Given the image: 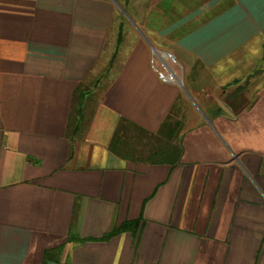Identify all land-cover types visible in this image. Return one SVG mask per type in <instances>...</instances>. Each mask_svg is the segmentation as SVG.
Wrapping results in <instances>:
<instances>
[{"label": "crops", "instance_id": "crops-1", "mask_svg": "<svg viewBox=\"0 0 264 264\" xmlns=\"http://www.w3.org/2000/svg\"><path fill=\"white\" fill-rule=\"evenodd\" d=\"M0 264H264V0H0Z\"/></svg>", "mask_w": 264, "mask_h": 264}, {"label": "built area", "instance_id": "built-area-1", "mask_svg": "<svg viewBox=\"0 0 264 264\" xmlns=\"http://www.w3.org/2000/svg\"><path fill=\"white\" fill-rule=\"evenodd\" d=\"M150 60L152 69L162 82L184 88V67L171 52L151 47Z\"/></svg>", "mask_w": 264, "mask_h": 264}, {"label": "trees", "instance_id": "trees-1", "mask_svg": "<svg viewBox=\"0 0 264 264\" xmlns=\"http://www.w3.org/2000/svg\"><path fill=\"white\" fill-rule=\"evenodd\" d=\"M130 130H138L136 128H134V126H131L129 124H123L120 128L118 127V129L116 130L113 140H112V150H116L115 149V145L118 144L119 142H121L122 140H126V130L127 129ZM180 128V125L178 122H172L171 120V116L168 117V119L166 120V122L164 123V126L162 127V131L160 132L159 136H148V138H156L159 141L165 137H167L168 140H172V136L175 135V133H177L178 129ZM114 148V149H113ZM157 152V151H156ZM155 152V153H156ZM156 155L158 156V154L156 153ZM116 231H118V229H116Z\"/></svg>", "mask_w": 264, "mask_h": 264}, {"label": "rangeland", "instance_id": "rangeland-1", "mask_svg": "<svg viewBox=\"0 0 264 264\" xmlns=\"http://www.w3.org/2000/svg\"><path fill=\"white\" fill-rule=\"evenodd\" d=\"M118 6H119V3H118ZM120 8H118V10H119ZM118 13H120V17H122V15L123 14H121L122 13V10H120V12H118ZM99 79H101V78H99ZM103 79V78H102ZM103 81H104V79H103ZM101 83V82H100ZM103 83V82H102ZM182 117V115L179 113V114H177V115H175V116H173V117H171V120H172V122H177V119L178 118H181Z\"/></svg>", "mask_w": 264, "mask_h": 264}]
</instances>
